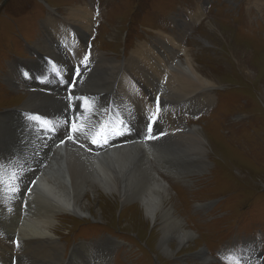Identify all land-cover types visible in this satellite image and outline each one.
<instances>
[{
  "label": "rangeland",
  "instance_id": "374dc122",
  "mask_svg": "<svg viewBox=\"0 0 264 264\" xmlns=\"http://www.w3.org/2000/svg\"><path fill=\"white\" fill-rule=\"evenodd\" d=\"M74 9L79 10L80 29L90 20L85 37L77 24L60 21ZM50 16L58 19L48 24ZM79 38L86 47L90 42L91 49L72 51V41L78 45ZM185 58L198 65L203 76L215 80L216 87H202L180 99V67L174 65L176 61L183 65ZM45 60L52 63L47 69L53 68L41 73L38 68L47 64ZM75 66L83 67L79 73L83 79ZM40 75L46 86L34 83ZM63 80L73 84L62 99L68 105L67 115L80 110L75 120L50 106L49 92L57 94L56 86ZM128 87L137 88L143 97ZM111 91L106 119V92ZM28 93L37 95L33 108L6 113L23 105ZM263 97L264 0H0V125L4 128L20 131L29 125L30 129L25 116L33 114L53 132L42 143L46 149L53 138L71 131L89 151H104L109 141L136 134L144 148L154 151L179 142L182 125L196 126L209 146L204 169L198 173L185 160L157 166L145 153L151 169L169 183L174 212L194 234L179 249L170 240L171 255L160 247L161 226L146 224L136 203L120 205L98 193L94 200L86 194L82 201L92 206L91 218L58 215L53 229L58 242L49 247L41 244L44 249L16 246V253L9 254L10 264H106L108 249L113 256L107 264H236L242 255L229 253L241 254L253 247L264 253ZM15 154L13 147H0V170L10 166L11 171V184L2 181L6 188L0 187L1 204L6 193L14 192L11 197L18 200L25 181H15L11 174L20 170L23 177L16 166L28 156ZM212 201L217 202L210 209H198ZM21 209L19 213H25ZM3 216L0 213V224L5 222ZM0 232L3 236L1 228ZM76 245L70 260V249ZM7 262L0 244V264Z\"/></svg>",
  "mask_w": 264,
  "mask_h": 264
},
{
  "label": "bare ground",
  "instance_id": "6f19581e",
  "mask_svg": "<svg viewBox=\"0 0 264 264\" xmlns=\"http://www.w3.org/2000/svg\"><path fill=\"white\" fill-rule=\"evenodd\" d=\"M68 16L67 19L63 18L60 19V21L70 22L74 26H76L75 24L78 25L77 18L79 17V10H72ZM55 19L58 18L48 17V24L56 21ZM89 22L90 20L88 23ZM85 23H87V21ZM88 23L82 29H80L78 25V31L81 33L82 37H85V33L89 31ZM72 42V51L76 52V49H79V47H84L83 51L87 50V47L84 46L80 38L78 45V41ZM134 55L136 57L139 56L138 52H135ZM176 66L177 68L180 67L178 69L179 81L182 85L180 86V99L186 100L187 96L197 92L196 90L202 87L208 90L216 87L214 83L215 80L213 81L203 76L198 69V65L186 60V58L183 65L176 61L174 67ZM104 68L106 69V67ZM48 72L49 71H47V73ZM132 83L135 86L136 83L133 81ZM125 89L134 92L139 97H143L141 92L135 87H128ZM56 90H58L57 94L52 90V92H49L51 98L53 94V98L50 100V106L53 110L55 109V112L67 115L68 105H65L64 97L62 99V93L68 90V83L63 82L58 84ZM126 97L130 99L129 94H127ZM36 98L37 95L28 93V100L24 102L23 105L6 113L12 115L33 108V102ZM154 100H156L155 97ZM79 112L80 110H74L67 115V117L70 119L71 116L72 119L75 120ZM25 118L26 120L28 118L29 122L32 124L30 129L28 128L29 125L25 126V130L22 126V131H16L15 128H13L14 130L6 129L3 127L4 125H0V147H13L17 153L15 156H28L16 166L17 170L20 168L23 170V177L19 173L20 170L17 174H11L15 181L21 182L25 180L20 189V194L18 195L19 199L17 200L18 197H15L16 195L11 197L14 192L12 194L6 193L2 197V201L5 203H0V213L4 215L3 218L5 219L3 220L5 222H1L0 224V228L4 232L3 236H1L2 233L0 232V244L5 254L8 256V264H10L9 259L11 260V255L9 254L16 253V246L21 249V246L28 244L32 245L33 249H41V247L44 249V246H53V244L58 242L53 235V229L58 224L56 220L58 215L64 214L67 216L90 217L89 210H91L92 206H89L90 203L85 206V203L82 202L86 194L91 195L94 200L99 193L104 198L117 200V202L121 203L120 205L136 203L137 207L144 215L143 220L146 224H159L161 226L162 237L160 239V247L169 255L173 253L168 246L170 240L176 242L175 246H177L178 249L189 240H192L194 234L190 230L185 229V223L174 212L171 196L168 192V188L170 187L169 183L159 176L158 173L154 171V168L151 169L152 162H148L145 153L147 156L154 159L157 166L170 162L171 160L178 162L185 160L191 163V169L196 170V172L194 171L195 173L201 172L207 161L206 153L208 151V144L202 139L201 133L196 126L187 128L182 125L181 131L183 134L179 142L176 141L173 145H161V148H155L153 149L154 151L147 150L146 147L144 148L145 144L142 141H137L140 134L111 140L107 145V149L104 151H98L102 149L97 148L89 151L75 140V135L72 132H68L66 135H62L56 140L53 138V142L49 144L50 148L46 149L42 147V143L45 138H52L53 132H49L47 124L39 120L37 116L32 114L28 117L26 115ZM4 143L8 144L5 146ZM104 147L106 148V145ZM147 147L151 149L154 145H147ZM3 157H8V154ZM198 164L199 166L202 165V167L197 166ZM1 168L3 167H0V169ZM8 168H10V166ZM8 168L0 170V187L6 188V184L2 181H5L7 185L8 183L11 184V182H9L11 171L9 173L10 169ZM4 177L7 178L3 179ZM133 206L134 205H132V207ZM20 208H22L25 213H19ZM5 234H7L6 238ZM24 238L29 240V242H24ZM105 241L106 239L97 241L96 244H102ZM77 248L78 246L76 245L70 249V260L75 256ZM201 253L202 249L198 254ZM199 258L203 260L204 263L209 262L204 259L203 256H199ZM4 261L6 260L4 259ZM107 262L108 260L106 264Z\"/></svg>",
  "mask_w": 264,
  "mask_h": 264
},
{
  "label": "water",
  "instance_id": "95a60500",
  "mask_svg": "<svg viewBox=\"0 0 264 264\" xmlns=\"http://www.w3.org/2000/svg\"><path fill=\"white\" fill-rule=\"evenodd\" d=\"M47 63V62H46ZM48 67H50V65L47 63V64H45V63H41V68H38L40 71H41V73L44 71V70H46ZM53 67H51L50 69H47V70H50L51 71V69H52ZM75 71H77V74H79L80 72H81V70L83 69V67H81V68H79V67H76L75 66ZM79 70V71H78ZM40 73V74H41ZM77 74H75V72H74V74L72 75V82L76 79V75ZM79 77H80V74H79ZM80 79H83V78H81L80 77ZM39 83H40V86H46V84H47V82H46V78H42V76L40 75L39 76V78H37L36 79ZM58 81H59V79H57ZM62 83L64 82V80L63 81H61ZM72 82L69 84V86H68V89H69V91H70V89L72 88ZM80 82H81V80H80ZM34 83H36V82H34ZM37 84V83H36ZM69 91H66L65 90V93H67L68 95H69ZM120 123L122 124V121H120ZM70 133H71V131H69ZM217 201H212V202H208V203H204V204H199V206H198V209L199 208H201V207H203V209H205V210H208V209H210L215 203H216ZM113 250L111 249V250H106V255H107V258L106 259H108L109 260V258L112 260V256H113Z\"/></svg>",
  "mask_w": 264,
  "mask_h": 264
}]
</instances>
